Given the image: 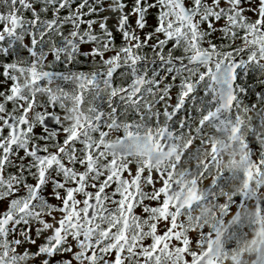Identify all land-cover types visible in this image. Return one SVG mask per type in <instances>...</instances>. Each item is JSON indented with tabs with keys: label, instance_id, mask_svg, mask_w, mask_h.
Returning <instances> with one entry per match:
<instances>
[{
	"label": "snow or ice",
	"instance_id": "obj_1",
	"mask_svg": "<svg viewBox=\"0 0 264 264\" xmlns=\"http://www.w3.org/2000/svg\"><path fill=\"white\" fill-rule=\"evenodd\" d=\"M262 175L264 0H0V264H218Z\"/></svg>",
	"mask_w": 264,
	"mask_h": 264
},
{
	"label": "clouds",
	"instance_id": "obj_2",
	"mask_svg": "<svg viewBox=\"0 0 264 264\" xmlns=\"http://www.w3.org/2000/svg\"><path fill=\"white\" fill-rule=\"evenodd\" d=\"M217 140V146L225 138L223 136L214 137ZM210 156L206 150L203 151L201 158L207 159ZM222 163L215 167L209 174L216 175L218 178L226 177L228 182V189L235 188L239 189V182H231L230 178L238 177L242 172L243 168L248 166L245 161L240 159V154L232 149H226L224 155L221 157ZM225 174H227L225 176ZM261 181L264 182V175L260 177ZM207 209V211H205ZM251 212V210H249ZM212 208L210 205H204L201 208L194 210V215H200L202 217L201 224L206 225L209 222L215 223L211 216ZM234 214V213H233ZM231 216L225 218L223 225L216 223L217 229L221 232V245L227 242L228 236L235 232L238 224L234 221L233 224L229 225L228 220ZM245 225L246 222H245ZM193 226L199 229L200 225L195 224ZM227 230V231H225ZM213 239L216 237L214 235ZM218 264H264V222L255 225L250 228L247 233H243L239 237V243L228 250L227 255L222 256L218 261Z\"/></svg>",
	"mask_w": 264,
	"mask_h": 264
},
{
	"label": "flooded vegetation",
	"instance_id": "obj_3",
	"mask_svg": "<svg viewBox=\"0 0 264 264\" xmlns=\"http://www.w3.org/2000/svg\"><path fill=\"white\" fill-rule=\"evenodd\" d=\"M226 175L227 174H225V176ZM218 181L221 182V183H225L226 182V177H220V178H218ZM138 211H139V209H138ZM246 228H247V225H244V226L243 225H238L236 230H235V232L242 233L244 231V229H246Z\"/></svg>",
	"mask_w": 264,
	"mask_h": 264
}]
</instances>
